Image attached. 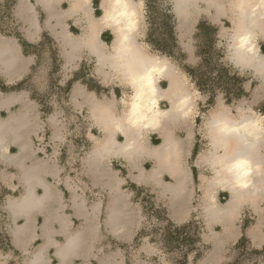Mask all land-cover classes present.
Here are the masks:
<instances>
[{
    "label": "rangeland",
    "instance_id": "obj_1",
    "mask_svg": "<svg viewBox=\"0 0 264 264\" xmlns=\"http://www.w3.org/2000/svg\"><path fill=\"white\" fill-rule=\"evenodd\" d=\"M131 1L135 6L141 2L144 5L143 20L138 26V32L142 34L134 33L136 44L149 45L146 41L144 42V38L147 37V32H150L151 38H167L166 45H163L164 48L168 51L174 50L175 47L172 46L168 26L157 16V13L147 14L146 0ZM229 1L219 0L220 3L224 4H228ZM107 4H109L107 0H102V4H98L100 7L96 17L104 15ZM148 4H160L162 8L167 7V5L170 6L175 20L174 34L177 46L182 53L181 60L189 67L195 68L193 77L188 75L180 66L179 57L161 54L151 45H149L148 51L152 55L164 57L168 61L169 65L172 66L169 67L175 70L178 79L182 82L184 92L190 93L194 89L200 93V99L196 102L198 115L184 117L179 113L176 121L171 123L172 137L178 142L177 158L185 170L186 192L189 194V209L185 222L175 224L174 218L170 214L172 193L161 187L162 184L168 186L173 182L171 169L160 168L161 185L141 184L137 177L143 171L151 170L155 166L154 160L145 155L140 156L142 152H145L140 150H137L135 159H126V157L111 152L110 154H102V160L113 171L112 176L117 181V190L124 196L129 212L137 213V217H135L137 225L135 240L128 244L117 241L103 229V223L107 217L105 211L109 195L93 186L86 170L93 166V161L89 156L95 146L105 137V129L96 123L97 116L90 114L92 98L90 100L85 98L83 101L85 105L82 106L81 100L76 99L78 93L73 96L71 88L66 90L65 87L69 79L80 75L77 72L82 63L84 68L82 74L85 80L91 85L100 84L102 86L100 96L97 95L101 109L109 113L111 118L124 117L134 87L128 78L116 73L112 67L111 62L116 52V37L113 26L101 25L97 36H95L98 41V48L105 50L107 56L104 58L93 56L86 49L88 47L80 48L78 46L81 38L87 35V30L91 24H89L90 26L87 23L78 24L72 19L57 27V31L63 33L62 40L61 38L50 37L48 33L42 36L37 42L39 45L37 62L22 85L27 96L35 99L32 101L36 105L32 106L37 108L38 124L35 133L29 137L21 138V143H24L29 152H32L34 157L32 161L39 160L54 169L55 172L47 176L46 179L54 185L59 206L71 216L73 215L71 204L75 199L78 200L83 209L92 210L95 206L98 210H102L95 219L97 227L99 226L98 221H101L102 229L98 232V240L93 252L94 259L91 260V264H110V262L102 261V257L105 256L110 259L111 264H184L185 259L179 252L181 253L186 246H189L188 243L195 242V239L196 242L199 239V242H195L193 250L187 255L186 264H194V261L196 262L205 255L207 248H204L205 244L200 239L205 225L201 219L198 205L204 193L201 185L203 183L210 184L214 178V168L209 157L214 152L208 132L211 115L213 111L224 112V115L236 121L244 118L255 120L264 116L256 109L264 102V79L256 74L252 67L240 65L232 57V38L230 36L233 27L232 11L218 15L219 11L216 13L215 7L209 6L205 0L184 2L178 9L179 12L175 9L173 0H149ZM12 6L13 4H10V8L7 9V6H3L0 9V29L3 30V32L0 31L1 35H14L19 31L17 29L18 22L11 11ZM67 7L68 4H62V9ZM92 7V4H87L86 9L92 13ZM261 11V14L264 13V8H261ZM44 19L41 16V20ZM201 19L217 27L216 39L213 32L205 28L197 35L196 24ZM151 25L153 26L151 27ZM149 28L150 31H148ZM100 32L105 34L103 38H100ZM253 43L255 44L256 55L264 56V36L258 33L253 38ZM200 52L206 58L207 55L212 54V59L210 57L204 59L206 62H213V65L209 64L211 67L214 66L215 62V64L221 62L223 66L228 68L229 75L235 74L236 78H243L242 88L247 92L245 96L227 103L224 92L220 89V87L224 88L225 83L223 84L219 80L212 81L213 79L210 80L211 78H208L206 72L203 74L206 62L199 55ZM53 54H55L54 57ZM184 77L188 78L192 88H188L184 83ZM192 80L198 81L199 86L195 85V81ZM167 84V79L163 77L157 82V86L161 88H165ZM214 87L216 89L212 94L211 89ZM229 87L231 91L234 90L235 92L238 85L230 82ZM115 92L118 93L117 96L114 95ZM212 95H214L213 103L209 102ZM157 101V109L162 111L169 109L168 98L161 97ZM26 107L28 108L29 105ZM97 109H99L98 105ZM9 114V111H1L0 122L4 121ZM115 125L117 128L120 127L116 123ZM26 126H28V122L23 125V127ZM112 127H114V123ZM161 132V128H145L142 124L138 137L143 145L146 143L149 147H154L162 142ZM125 138L126 131L123 128L112 134L114 145L123 142ZM0 148L9 156L17 154L16 146L8 144V142ZM1 150L0 155L2 154ZM0 171L9 176H16L18 173L16 168L4 166L1 163ZM132 188L135 189L134 193ZM139 188L142 189L141 192L138 191ZM221 188L218 186V192L215 191V194H217V203L223 204L228 199V193L222 191ZM6 190H8L7 187L0 182V251L2 252L0 262L1 264H24L28 254L14 250L9 240L11 222L6 205L11 195L7 194ZM16 191V193H20L19 189ZM41 192V189H37L38 194ZM261 205L264 208V198ZM254 218L255 214L251 208L244 206L237 216V223L242 229H246L248 225L254 222ZM73 220L74 228L77 229L87 224L80 217H73ZM35 221L40 223L41 217H36ZM171 223L184 228L181 232L174 233L173 226L171 228L167 226ZM215 229L218 231L220 227L216 225ZM241 238L224 249L223 258L218 264H264V247H254L246 236L244 241ZM56 240L63 242L64 238L57 235ZM144 240H146V250H140L139 245L141 246L145 242ZM37 243L39 241L34 242L33 247ZM33 247L29 250H32ZM113 253L116 255H112L110 258L109 254ZM198 255L200 257L197 258Z\"/></svg>",
    "mask_w": 264,
    "mask_h": 264
},
{
    "label": "crops",
    "instance_id": "obj_2",
    "mask_svg": "<svg viewBox=\"0 0 264 264\" xmlns=\"http://www.w3.org/2000/svg\"><path fill=\"white\" fill-rule=\"evenodd\" d=\"M107 1L109 4L114 2V0ZM190 1L193 0H189L188 2ZM205 2L208 3L209 6L215 7L216 13L219 11L218 15L231 11L228 4L220 3L219 0H205ZM0 4H13L11 11L18 22L17 29H19L14 35H1L0 32V82L2 85L10 86L23 81L31 74L33 66H35L37 62L38 50L28 49L27 53H23V48L19 43L17 35L31 44H37L41 37L45 36L47 33L50 37L61 38L62 40L63 33L57 31V27L64 25L72 19L78 24H91V26L89 25L90 28L87 30V35L81 38L78 46L80 48L88 47L86 49L89 53L97 58H104L107 56L104 49H94L92 45L86 41L87 36H89V30H91L94 32L93 43L96 45L98 44L95 36H97V32L101 25L100 21L97 22V18L100 19V17H96V14L100 7L98 4H102V0H10L9 3H6L5 0H0ZM62 4H68V7L62 9ZM87 4H92V13L90 10L86 9ZM41 16L45 19L41 20ZM263 24V15L253 24L248 23V31L245 32L252 41L258 33L264 36V28H261L264 27ZM43 33L45 34L42 35ZM99 34L100 38H103L105 35L102 32ZM132 38L135 40L134 34ZM255 50L254 48V51ZM115 55L116 52L113 56L115 57ZM255 56L259 57L256 54ZM158 57L164 58L161 56ZM261 57L264 56L261 55ZM79 67L82 68H79L80 72L79 70L77 72L80 73V75L70 86L73 96L78 93L76 99L81 100L82 106L85 105L83 104L85 98L88 100L92 98L93 102L90 104L92 105L90 114L91 116H97L96 123L101 128L105 129V137L95 146V149L89 156L91 161H93V166L90 167V169L88 168L86 173L88 176L90 175V180L94 187H97L100 191L103 190L107 192L109 195L105 211L107 217L103 223L104 231L117 241L128 244L135 240V231L137 228L135 217H137V213L129 212L124 196L117 190V181L115 177L112 176L113 171H111L105 164V161L102 160V154H110L112 152L126 157V159H135L137 150L145 151L142 152L140 156L145 155L150 157L154 160L155 166L149 171H143L137 177L138 182L141 184L161 185L160 168H168V166L159 165L160 157L155 149L160 144L149 147L146 143L143 145L139 139L138 132L142 124L144 126L145 124L132 125L127 120L136 88L131 84L134 87V92L125 110L124 117H120L119 119L115 117L111 118L108 113L110 117V127L105 128L104 124L100 122L98 112L96 111L97 105L99 109H101V103L98 102L97 95L100 96V89L102 86L100 84L91 85L90 82L83 77L82 70L84 68L82 63ZM255 67L254 65L252 68L255 73L260 76L257 72L258 68ZM120 74L123 76L121 72ZM162 77L166 78L168 81L166 76ZM158 80L155 82L157 100L161 97H166L170 102L169 97H167L163 91L168 84L165 88L158 87ZM178 83L182 85L179 79ZM114 95L117 96L118 93L115 92ZM33 99V97L27 96L24 88L6 92L0 87V112H10L8 117L0 122V147L8 142V144L15 145L17 151L15 156H9L0 148L2 152L0 155V163L18 170L16 176H9L0 171V182L7 187L8 190H6V193L11 195L6 205L11 222V228L9 229L10 243L17 252L20 251L28 254L24 264H91V260L94 259L93 252L95 243L98 240V232L102 229L101 221H98L99 226L97 227V225H95L97 224L95 219L98 217V214H101L102 210H98L95 206L92 210L83 209L82 205L75 199L71 204V207H73V215L71 216L65 213V211L61 209V206H59L54 185L46 179L47 176L55 172L54 169L39 160L32 161L34 160L32 152H29L24 143H21V138L31 136V134L35 133L37 128V108L32 106L36 105V103L32 101ZM26 105H29V107L27 108ZM157 110L161 113H166V110ZM114 114L116 115V113ZM178 115L179 112L173 110L172 113H166V115L159 117V123L155 126L148 124L145 128H161V144L168 134L174 142L173 146L175 147L176 145L178 147V142L172 137L171 129V123L176 121L175 119ZM27 122L28 126L23 127ZM113 123L114 127H112ZM115 123L118 124V127L120 126L126 131L125 140L121 143H117V145H114L112 134L113 132L117 133L121 128H117ZM5 138H7V140H4ZM177 151L169 157L170 159L173 158L175 163V167H169V169L173 172L172 183L178 178L184 182V185L179 193H172L170 197V214L173 216L175 224L186 221V214L189 209V194L186 192V174L177 158ZM224 151L225 147L222 146L216 149V153H223ZM263 152L264 146L259 147L258 150H256V160L253 159L252 163H254L253 166L260 163L259 165L262 166L261 169L264 175ZM263 184L264 176L259 178L255 177L253 179V185L257 187L252 188V199L246 197L245 194L242 196L236 195L235 193L239 188L234 193L233 187L224 180L220 181L213 178L210 184L203 183V185H201V189L204 190V193L198 208L205 229L201 233L200 239L207 247V251L205 255L201 256L196 262L192 261L194 264H218L223 258L222 253L224 249L236 243L241 236L244 235L254 247H264V208L261 205L262 199L264 198ZM133 185L136 184L133 183ZM218 186L222 187V191H227L228 193V199L223 204L217 203V194H215V191L218 192ZM250 186H252V184ZM161 187L164 190H168L165 184H162ZM18 189L20 193H16ZM37 189H41L42 192L38 194ZM134 190L135 189L132 188L133 193ZM244 206L251 208L252 212L255 214L254 222L248 225L246 229H242L237 223V216ZM36 217H41L40 223L35 221ZM73 217L83 218L87 224L80 229L74 228ZM216 225L220 227L218 231L215 229ZM57 235H61L64 241H57ZM38 241L39 243L33 247L34 242ZM144 241L145 242H143L141 246L139 245L140 250H146V240ZM32 247L33 249L29 250ZM1 255L2 252L0 251V257ZM112 255L116 254H109V257L112 258ZM102 258V261L106 263L110 262L111 264L107 256Z\"/></svg>",
    "mask_w": 264,
    "mask_h": 264
},
{
    "label": "clouds",
    "instance_id": "obj_3",
    "mask_svg": "<svg viewBox=\"0 0 264 264\" xmlns=\"http://www.w3.org/2000/svg\"><path fill=\"white\" fill-rule=\"evenodd\" d=\"M264 8V3L257 5ZM237 8L243 10V4H237ZM139 9V11H137ZM144 5L139 3L135 8L127 0H114L109 12V19L120 26V40L116 49L114 60L118 64L112 67L116 73H120L121 68L127 70L129 82L136 88V93L132 99L131 108L127 120L132 125L144 123L145 126L151 124L155 126L159 123V117L166 115L157 110V98L155 82L160 79L169 69V63L166 59L152 55L148 49L149 45H137L132 38L133 33L141 35L138 32V26L143 20ZM264 15V13H262ZM249 42L247 35L236 38V47L244 48ZM249 50H251L249 48ZM122 62V63H119ZM139 66L137 69L135 66ZM184 83L188 88H192L188 78L184 77ZM176 97L174 110L181 113L184 117H194L198 115L196 102L200 99V93L197 90L189 92H174ZM222 106V102H221ZM227 111V109H224ZM210 130L219 138L220 134H239L243 142L247 143V137L253 136L259 138L260 133H264V116L255 120H247L244 123L232 122L230 117L222 116L218 111H213L209 121ZM228 142L224 141L221 146L225 147V156L218 158L217 163L221 165L218 174L226 173L231 175L233 183L239 188H247L252 184L251 174L255 170L259 174L261 166H253L246 158H240L232 162H227V155L230 152L227 149Z\"/></svg>",
    "mask_w": 264,
    "mask_h": 264
},
{
    "label": "bare ground",
    "instance_id": "obj_4",
    "mask_svg": "<svg viewBox=\"0 0 264 264\" xmlns=\"http://www.w3.org/2000/svg\"><path fill=\"white\" fill-rule=\"evenodd\" d=\"M127 2L129 4H131L134 8L136 7L135 4L131 0H127ZM184 2H188V0H173V3H174L176 10L178 8H180L181 4H184ZM263 2H264V0L263 1H261V0H230L228 2V7L233 12V20H232L233 21V27H232V32L230 35L232 38V50H233L232 51V53H233L232 57L240 65L251 66V67H253L255 65L256 66L255 68H258L257 72L260 74V76L262 78L264 77V57L260 58V57L255 56V54H256L254 51L255 45H254L253 41L251 40V38L249 37V35L246 34V32L248 31V23L253 24L255 21H257L258 19H260L262 17L261 8L258 7L257 5H259ZM237 4H243L244 5L243 10H241L240 8H237L236 7ZM111 5L112 4L106 5L105 10H104V15H102L100 17V19L97 18V22L100 21V25L107 24V25H111L114 27L115 37H116L115 49H117V47L119 45V40H120V32H119L120 26L117 25L111 19H109L108 14L111 11ZM261 21H262V19H261ZM261 28H264V27H261ZM88 34H89V36H87L86 41L92 45V48L99 49L98 46L93 43L94 32L89 30ZM242 35H247L249 37V42L244 48H238L235 46L236 45V38L238 36H242ZM249 48L251 50H249ZM161 59H164V58H161ZM112 63H113V65L118 64V62L115 61L114 59L112 60ZM119 63H122V62H119ZM135 67L137 69L139 68L138 65ZM171 67H169L168 71L163 75V76H166L168 78V86L163 91H164V94L167 97H169L170 102H171V106L168 110H166V113H170V112L172 113V111L174 110V103H175L176 97L173 96V93L177 92V91L184 92V90H185L182 85H179L177 73H175V71ZM120 72L123 74V76L128 77L126 69L121 68ZM181 84H182V82H181ZM155 88H156V86H155ZM135 93H136V89H135ZM156 94H157V88H156ZM131 103H132V101H131ZM94 110H95V108H94ZM96 111L98 112L100 122L104 124L105 128H109L110 127V124H109L110 117H109L108 113L102 111L101 109H97ZM220 113L222 114V116L228 117V116L224 115V112H220ZM231 120H232V122H237V123H244L245 121H247L246 118L241 119L240 121H236L232 118H231ZM208 132H209V136H210V142H211V145L213 146L212 148L214 150V152H212L209 155L210 161L214 164V179L220 180V181L224 180V181L228 182L230 184V186L233 187V192L235 193V191L239 187H237L233 183V179H232L231 175L226 174V173L218 174V171L220 170L221 165L219 163H217V160H218V158L225 156L226 149L223 153H216V149L219 146L221 147V144L224 141H227L228 142L227 149L230 152V154L227 155V157H226L227 162L230 163V162L235 161V160L240 159V158H246L252 163L253 159L256 160V156H257L256 150H258L259 147L264 146V134L260 133L259 138H256L253 136H248L247 137L248 142L244 143L243 138L239 134H235V133L229 134V135L220 134L219 138H217L214 134V130H210L209 123H208ZM173 145H174L173 140L171 139L170 135L167 134L164 142L162 144H160L159 146H157L155 151L158 154V156L160 157L159 165L160 164L166 165V166H168V168L169 167H171V168L175 167V163H174L173 158H171V159L169 158L171 156V154H173L175 151H177V148H178L176 145H175V147ZM257 159H258V157H257ZM253 164L254 163H252V165ZM174 169L177 170L176 168H174ZM263 176L264 175H263L262 169H260L259 174H257V172L254 170L253 173L251 174L252 186L249 185V187L244 188V189L239 188L235 194L241 195V196L243 194H245L246 197H248V198L250 197L252 199L253 198V195H252L253 189L252 188L255 187L253 185V179L255 177L259 178V177H263ZM261 179H263V178H261ZM183 185H184V182L181 179L176 178L174 183H171L167 186V189L169 191H171V193L177 194L180 192Z\"/></svg>",
    "mask_w": 264,
    "mask_h": 264
},
{
    "label": "trees",
    "instance_id": "obj_5",
    "mask_svg": "<svg viewBox=\"0 0 264 264\" xmlns=\"http://www.w3.org/2000/svg\"><path fill=\"white\" fill-rule=\"evenodd\" d=\"M9 1L10 0H5L6 3H9ZM148 3H149V0H146V4L145 5H146L147 14L151 15V14L157 13V16L159 18H161V20L164 22V24L166 26H168L169 36L171 37V40H172V46H173V48L174 47L175 48H174V50H171V51L166 50L163 45H166L165 41L167 40V38H164V39H160V38H156V37L151 38V35L149 34L150 32H147V37H145L146 43H148L149 45L153 46V48L158 50V52H160L161 54H165L167 56H172V57H175V58L179 57L180 66L184 69L185 72H187L188 75L193 77L194 72H195V68L189 67L188 64H185V62H183V60H181L182 53H181V51L179 50V48L177 46V42H176V38H175V34H174L175 20H174V17L172 15V13H171L170 6L167 5V7L162 8V5H160V4H148ZM3 6H7V9L10 8V4H0V9L3 8ZM147 20H148V16H147ZM152 26L153 25H151V27ZM203 28L212 31L213 34H214V37L216 39L215 33H216V30H217V27H215L214 25L209 24L206 20L201 19L196 24L197 35L201 32V30ZM0 31L3 32V30H1V29H0ZM148 31H150V28L148 29ZM17 37L19 39V43L21 44V46L23 48V53H27L29 48L37 50V48L39 46L38 44L28 43L25 39H23L19 35H17ZM199 55H201V58L203 59V61H204V59H208V57H210L212 59V54H209V56L207 55V58H206V56H204V54L202 52H200ZM54 56H55V54H53V57ZM204 62H206V61H204ZM215 63H214V66L211 67V65H209V64L213 65V62H211V61L208 62L207 61L205 63L206 66H205V70H204L203 74H205V72H206L208 74V78H211L210 80L213 79L212 81L219 80V81H222L223 84L225 83L224 88L220 87V89L224 92V97L226 99V102L228 103V102H230L233 99H237V98H240L242 96H245V94L247 92H245L243 90V88H242L243 78H236L234 76L235 74H233L232 76L229 75L230 74L229 70H228V68L223 66V63H221V62L219 64H215ZM80 69H82V68H80ZM79 72H80V70H79ZM76 79H78L77 76H74L73 78L69 79L67 81V83H66L65 89L69 90L72 82L74 80H76ZM24 81L25 80L15 84V85H10V86L2 85L1 82H0V87H1V89H3V91H6V92L7 91H12V90H19V89L23 88L22 85H23ZM192 81L193 82L195 81V85L199 86L200 83L198 81H196V80H192ZM230 82H233V83L238 85V88H237V90L235 92H234V90L231 91V88L229 87ZM214 89H216V87L211 89L212 90V94H214L213 93ZM213 98H214V95L210 96V101L209 102L213 103V100H214ZM261 104L256 109L264 115V102L261 103ZM138 191L141 192L142 189L139 188ZM167 226H169V228H171L173 226V228H174L173 232L174 233L181 232V230H183V228H184L183 226L182 227L175 226L172 223L168 224ZM241 239H243V241L245 240L244 237H242ZM195 242H196V239H195ZM195 242L192 243L193 245L188 243L189 246H186L181 253L179 252V254L183 255V258L185 259L184 260V264L187 263V255L193 250L194 245L199 242V239H198V241L196 243ZM204 248H207V247L204 246ZM198 257H200V255H198L197 258Z\"/></svg>",
    "mask_w": 264,
    "mask_h": 264
}]
</instances>
